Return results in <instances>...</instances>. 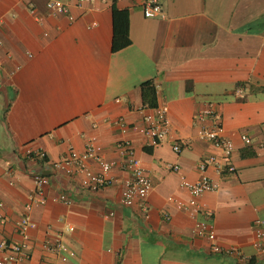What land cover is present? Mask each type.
<instances>
[{"label":"crops","instance_id":"0c3cea01","mask_svg":"<svg viewBox=\"0 0 264 264\" xmlns=\"http://www.w3.org/2000/svg\"><path fill=\"white\" fill-rule=\"evenodd\" d=\"M46 1L0 0V217L17 220L34 175L47 177L45 203L29 213L24 264H264L254 248L255 221H264V0H158L164 18L144 17V0H58L68 12L55 15ZM113 6L127 12L130 40L115 52ZM144 83L167 106L170 126L157 145L128 135L151 188L143 203L125 206L123 136L113 121L142 126ZM210 104L233 144L234 170L207 167L217 189L198 198L201 211L191 217L173 201L189 199L182 181L198 180L208 155L222 162L200 136L209 121L197 115ZM91 137L113 164L114 182L95 193L50 166ZM28 150L43 151L45 163ZM200 220L211 222L217 245L248 260L210 252L211 242L193 234ZM10 236L12 225L0 223V242ZM58 236L74 256L44 250Z\"/></svg>","mask_w":264,"mask_h":264},{"label":"built area","instance_id":"2783aa9c","mask_svg":"<svg viewBox=\"0 0 264 264\" xmlns=\"http://www.w3.org/2000/svg\"><path fill=\"white\" fill-rule=\"evenodd\" d=\"M104 2H112L114 0H103ZM92 0H76V5L81 7L85 3H90ZM46 9L51 15L65 14L68 12V5L58 0H47ZM141 11L146 18H164L165 15L161 9L158 0H144ZM69 20H73L68 16ZM2 41L0 40V46ZM241 94V90L236 91ZM142 114V126L127 124L124 119L118 118L113 121V124L118 126L123 136V140L118 143V147L123 150L125 154V162L122 166L126 171L127 176L122 180L121 203L129 206L135 202L143 203L151 188V183L146 175L140 160L136 157L134 148L128 140V135L132 133H140L149 139L151 145H157L167 137L170 121L168 117V108L164 104L157 105L155 108H139ZM199 120L207 119L208 126L200 131L201 138L209 141L215 148L221 151L222 162H218L214 155H208L200 160L198 169L200 177L193 183L182 181L181 186L187 191L189 199L186 202L173 200L176 207L183 213L191 217L199 215L201 205L198 198L205 192L214 191L217 189L216 185L211 181L206 174L208 166H214L217 171L229 172L234 170L229 159L233 150L232 142L225 137L224 129L221 124V115L213 107L207 105L197 115ZM240 139L245 144H250V138L247 135H241ZM264 146V142L261 143ZM173 151L180 152V145L174 144ZM28 158L45 163L46 155L41 150L26 151ZM91 161L93 165H90ZM51 168L56 171H62L70 177L77 185L85 189L89 193H95L100 189L111 185L114 180L110 177V171L113 164L103 159L101 156V147L97 143L95 137L89 138L84 146L82 152H77L73 149L69 150L67 156L59 161L52 163ZM177 169V168H174ZM35 190L27 197L23 205L22 213L19 218L13 222L0 217V223L3 225L11 224L13 227L14 237L10 236L0 242V264H24L29 259V229L32 227L30 219V211L34 206L45 203L43 196V187L47 184V177L40 173L34 175ZM63 203H68L69 200L65 195L58 198ZM172 200V199H170ZM1 206V204H0ZM112 215V214H110ZM71 228H68L70 231ZM255 242L254 248L259 253H264V221L257 219L255 221ZM193 234L198 237L205 238L211 242L210 252L212 253H233L237 252V257L240 261H247L248 257L238 252L232 247L222 249L217 243L216 235L213 225L209 220H200L195 223L193 227ZM45 251L50 253L67 252L68 255L74 256V252L67 251L60 237H56L53 241L47 239L43 243Z\"/></svg>","mask_w":264,"mask_h":264},{"label":"trees","instance_id":"16d2710c","mask_svg":"<svg viewBox=\"0 0 264 264\" xmlns=\"http://www.w3.org/2000/svg\"><path fill=\"white\" fill-rule=\"evenodd\" d=\"M128 14L126 11L117 10L112 7V40L111 49L113 52L118 51L130 44L128 37ZM143 89V103L149 108H155L156 98L155 90L147 83L141 85Z\"/></svg>","mask_w":264,"mask_h":264}]
</instances>
